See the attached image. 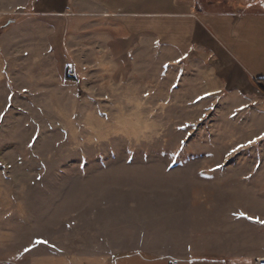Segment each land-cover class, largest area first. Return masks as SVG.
Listing matches in <instances>:
<instances>
[{
  "label": "rangeland",
  "instance_id": "1",
  "mask_svg": "<svg viewBox=\"0 0 264 264\" xmlns=\"http://www.w3.org/2000/svg\"><path fill=\"white\" fill-rule=\"evenodd\" d=\"M65 1L0 0V264H65L61 253L91 264L142 244L175 252L226 231L262 250L264 226L219 217L264 214L263 87L207 96L169 45L132 36L124 47L106 4L44 12Z\"/></svg>",
  "mask_w": 264,
  "mask_h": 264
},
{
  "label": "crops",
  "instance_id": "2",
  "mask_svg": "<svg viewBox=\"0 0 264 264\" xmlns=\"http://www.w3.org/2000/svg\"><path fill=\"white\" fill-rule=\"evenodd\" d=\"M96 1L107 5L110 20L117 22V29L122 32L124 47H131L132 36L139 37L138 45L143 47L147 45V39L153 46L169 45L180 57H187L197 66L207 96L250 95L255 93L257 86L264 90V9L258 3L242 7L229 4L223 8L211 1L198 7V4L183 6L172 0L170 12H164L160 0ZM69 2L65 1L62 9L49 7L44 12L64 14L73 7ZM165 16H170L169 26H164ZM205 210V216L207 213L211 215L212 210ZM221 215L219 218H227L229 227L235 228L243 220L252 226H264L259 222L264 221L259 219L264 218V214H260L258 209L249 212L238 207L225 210ZM226 235L216 245L205 241L187 243L175 252L163 246L146 247L142 244L122 251H110L101 260L94 258L91 264H170L172 261H178V264H255L260 258L264 261V246L259 251L258 248L238 246L236 241L242 237V231H226ZM228 236L234 239L233 244L225 242ZM67 255L53 256H65V264H83V260Z\"/></svg>",
  "mask_w": 264,
  "mask_h": 264
},
{
  "label": "snow or ice",
  "instance_id": "3",
  "mask_svg": "<svg viewBox=\"0 0 264 264\" xmlns=\"http://www.w3.org/2000/svg\"><path fill=\"white\" fill-rule=\"evenodd\" d=\"M35 139V138H34ZM259 139V138H258ZM255 141H249L248 143L251 144V143H254ZM32 145H29V147H31ZM246 145H240V147H245ZM237 149H233V151H236ZM229 155H231V153H229ZM219 167V165H218ZM240 215H244V213H241ZM249 219H253L252 217H248ZM258 220V218H256ZM260 223H264V221H259ZM37 244L39 243H47L46 241H40V240H37L36 241ZM25 251H28V249H25Z\"/></svg>",
  "mask_w": 264,
  "mask_h": 264
},
{
  "label": "built area",
  "instance_id": "4",
  "mask_svg": "<svg viewBox=\"0 0 264 264\" xmlns=\"http://www.w3.org/2000/svg\"><path fill=\"white\" fill-rule=\"evenodd\" d=\"M252 3H258L264 9V0H252ZM256 263L262 264L263 262L261 261V259H259L256 260ZM170 264H178V261H172Z\"/></svg>",
  "mask_w": 264,
  "mask_h": 264
}]
</instances>
